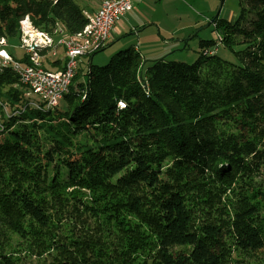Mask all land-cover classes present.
<instances>
[{
    "label": "trees",
    "instance_id": "trees-1",
    "mask_svg": "<svg viewBox=\"0 0 264 264\" xmlns=\"http://www.w3.org/2000/svg\"><path fill=\"white\" fill-rule=\"evenodd\" d=\"M235 1L236 20L213 22L234 62L202 55L215 44L201 41L192 64L162 58L143 71L130 47L93 66L109 40L82 57L62 110L43 112L25 107L24 86L4 68L1 99L25 110L4 120L0 136V264L43 256L49 264H223L237 250L264 257V217L247 187L257 169L236 155L264 151V0ZM4 7L0 39L11 47L25 17L54 38L57 27L67 36L87 24L74 0H0ZM229 195L245 206L231 207L226 221ZM24 247L26 255H8Z\"/></svg>",
    "mask_w": 264,
    "mask_h": 264
},
{
    "label": "rangeland",
    "instance_id": "rangeland-1",
    "mask_svg": "<svg viewBox=\"0 0 264 264\" xmlns=\"http://www.w3.org/2000/svg\"><path fill=\"white\" fill-rule=\"evenodd\" d=\"M74 1L79 6L83 7V9L86 10L87 14H91L90 12L94 9L95 6L99 5L102 0ZM168 1L169 2H162L161 4L159 3L163 9L162 19L159 22L161 30L159 28L157 30L156 26L148 24L146 25L147 27L145 29H143L139 34H137L138 36L126 32L127 35L124 38H117L111 41L104 50L95 54L91 60V64L96 67H102L108 64L118 52L128 49L130 47H137L139 49V53L142 56L143 71L146 70V68L150 65L152 61L161 58H165L169 62H181L185 64H192L199 55V43L201 41H214L215 44V46L205 48V51L202 52V55L213 56L218 54L223 59L230 62H234L233 57L222 47V40L220 39L221 36H218L214 29V25L211 24V20L216 13L220 0ZM159 4H154L151 1L147 2V5L150 6V9L146 11V15L148 17L152 16V12H156L158 7L160 6ZM165 9L167 10V16L165 15ZM33 13L34 12L32 11V14ZM9 15L10 11L8 8H0L1 23H4L5 20L9 17ZM237 17L238 8L236 1L224 0L217 19L220 18L225 19L229 22H233L234 20H236ZM29 20L30 19L28 18V21ZM121 21L122 20H120L119 22ZM187 23L194 24L195 27L188 31H182L183 28H185V25H187ZM122 28H124V26ZM58 31L59 27H57L54 34H56ZM175 31L178 32V35L180 37L186 35L187 32L189 34H187L186 37H182L185 40L183 42L177 41L181 40L177 38L173 39L172 41L170 39V34ZM10 44L16 46L18 42L15 39L11 41ZM6 50L8 54L17 61L20 60L24 55L22 50L15 49L13 47H8L6 48ZM57 54L60 55V52H58ZM80 62L83 63L82 66L85 70L87 58H80L79 63ZM63 105V102L60 101L57 110H62V108L64 107ZM248 149V154L236 151V155H246V159L248 158V160L251 161V166H254L257 169L256 171H253V173H249L250 180L247 183V187L251 189L249 190V192H253V205L256 204V206L260 208V214L262 215L261 217H264V151H258L257 147ZM228 197V202L227 200L221 201V206H225L226 208L225 212L224 210H222V208L220 212V216H222L223 219L226 221H228V218L233 214L231 207L242 208L243 206H245V204L243 203V199H238L236 201L237 197L235 195H229ZM244 199L249 202L247 198ZM225 202H227L228 204H225ZM226 212L228 213V215H226ZM203 216H205V219H207L206 217H213V210L211 209L209 212L208 210H205V212H203ZM6 235L9 237L8 233H6ZM28 249L29 248L27 247L19 248L8 253V255L23 256L26 255L25 252H27ZM50 262L51 259L48 256H43L42 258L26 257L22 264H49ZM223 264H264V257L259 259L256 255V252H243L237 250L232 253L231 258H226Z\"/></svg>",
    "mask_w": 264,
    "mask_h": 264
},
{
    "label": "built area",
    "instance_id": "built-area-1",
    "mask_svg": "<svg viewBox=\"0 0 264 264\" xmlns=\"http://www.w3.org/2000/svg\"><path fill=\"white\" fill-rule=\"evenodd\" d=\"M134 1L102 0L95 13H84L87 24L80 32L61 36L62 32L58 31L56 34H59V38L35 30L25 17L19 22L18 44L12 47L23 51L26 63L14 60L6 50L11 46L1 38L0 75L5 67L11 68L25 88L24 96L28 99L25 107L41 112L54 109L68 94L79 59L105 47L115 25L132 9ZM55 58L61 62L57 67H52L50 63ZM117 106L119 110L125 107L122 101ZM25 107L22 110L10 109L0 97V136L5 130L4 120L19 115Z\"/></svg>",
    "mask_w": 264,
    "mask_h": 264
},
{
    "label": "crops",
    "instance_id": "crops-1",
    "mask_svg": "<svg viewBox=\"0 0 264 264\" xmlns=\"http://www.w3.org/2000/svg\"><path fill=\"white\" fill-rule=\"evenodd\" d=\"M149 1H151L154 4H157V3L161 4L162 2H169L168 0H157V1L155 0H135L132 5V9L125 15L124 18H122L121 22L115 25L114 30L111 33L110 41H113L117 38H121V39L124 38L127 35L126 32H129L130 34H134L135 36H138L137 34H139L143 29H145L147 27L146 25L148 24H151L152 26H156L157 30L158 28L160 29L159 22L161 21L162 14H163L162 6L159 4L160 6L156 10V12L152 10L153 11L152 16L148 17L146 15V11L150 9V6L147 5V2ZM98 7L99 5L95 6L94 9L90 13L91 14L95 13ZM165 11H166L165 15L167 16L168 15L167 10L165 9ZM157 12L159 13V15ZM123 26L124 28H122ZM193 27H195L194 24L187 23V25H185V28H183L182 31H188L192 29ZM176 31L170 34V39L173 41V39L177 38V39H181V40H177L179 42L185 41L182 37H186V35L189 33L187 32L186 35H183L182 37H180L178 35V32ZM135 49L139 52V49L137 47H135Z\"/></svg>",
    "mask_w": 264,
    "mask_h": 264
},
{
    "label": "water",
    "instance_id": "water-1",
    "mask_svg": "<svg viewBox=\"0 0 264 264\" xmlns=\"http://www.w3.org/2000/svg\"><path fill=\"white\" fill-rule=\"evenodd\" d=\"M223 1H224V0H220V1H219V4H218L217 10H216V13H215L214 17H213L212 20H211V24H213V22L217 19L218 15H219V13H220V10H221V8H222ZM161 59H162V58H161Z\"/></svg>",
    "mask_w": 264,
    "mask_h": 264
},
{
    "label": "clouds",
    "instance_id": "clouds-1",
    "mask_svg": "<svg viewBox=\"0 0 264 264\" xmlns=\"http://www.w3.org/2000/svg\"><path fill=\"white\" fill-rule=\"evenodd\" d=\"M121 106H123V105H121Z\"/></svg>",
    "mask_w": 264,
    "mask_h": 264
}]
</instances>
